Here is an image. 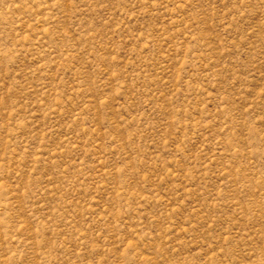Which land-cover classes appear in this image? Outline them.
<instances>
[{
  "label": "rangeland",
  "instance_id": "obj_1",
  "mask_svg": "<svg viewBox=\"0 0 264 264\" xmlns=\"http://www.w3.org/2000/svg\"><path fill=\"white\" fill-rule=\"evenodd\" d=\"M0 264H264V0H0Z\"/></svg>",
  "mask_w": 264,
  "mask_h": 264
}]
</instances>
